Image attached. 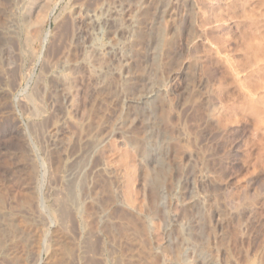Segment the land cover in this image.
<instances>
[{"label": "rangeland", "instance_id": "374dc122", "mask_svg": "<svg viewBox=\"0 0 264 264\" xmlns=\"http://www.w3.org/2000/svg\"><path fill=\"white\" fill-rule=\"evenodd\" d=\"M144 1L0 0V264H264V0Z\"/></svg>", "mask_w": 264, "mask_h": 264}, {"label": "bare ground", "instance_id": "6f19581e", "mask_svg": "<svg viewBox=\"0 0 264 264\" xmlns=\"http://www.w3.org/2000/svg\"><path fill=\"white\" fill-rule=\"evenodd\" d=\"M147 1L148 0H145L144 1V3L142 4V5H140V10H141V13H146L148 10H149V8H150V6H155L156 7V10H161L164 6H166L167 4H166V2H167V0H165V1H163V0H151L150 1V3H148L147 4ZM142 3V2H141ZM169 3V2H168ZM131 4V3H130ZM153 8V7H152ZM151 9V8H150ZM163 10V9H162ZM143 11V12H142ZM161 12V11H160ZM104 15V14H103ZM106 16V15H105ZM142 16H145V15H142ZM111 17V16H110ZM105 18V17H104ZM139 18V17H138ZM146 18V17H145ZM148 18V17H147ZM106 19H107V17H106ZM137 19V18H136ZM136 19H135V21H136ZM141 19V18H140ZM158 19V18H157ZM100 20V19H99ZM111 20H112V18H111ZM139 20V19H138ZM137 20V21H138ZM160 20V19H159ZM113 21V20H112ZM127 21V20H126ZM141 21V20H140ZM146 21H148V20H146ZM145 21V22H146ZM152 21V20H151ZM24 22V21H23ZM142 23H143V21H141ZM150 22V21H149ZM148 22V23H149ZM109 23H110V21H109ZM137 24L138 23H140V22H136ZM91 26H92V28L94 29V28H96L99 24H100V22L95 18V19H92V20H90V23H89ZM128 24V23H127ZM130 24V23H129ZM135 24V23H134ZM136 24V25H137ZM110 25V24H109ZM124 25V24H123ZM135 25V26H136ZM143 25V24H142ZM103 26V25H102ZM129 26H132L131 24L129 25ZM134 26V27H135ZM139 26H141V25H139ZM163 26V25H162ZM124 27V26H123ZM128 27V26H127ZM142 27V26H141ZM125 28V27H124ZM137 28V27H136ZM165 28V27H164ZM117 29V28H116ZM130 29V28H129ZM135 29V28H134ZM133 29V30H134ZM95 30V29H94ZM132 30V29H131ZM86 31V30H85ZM118 31L119 32H121V31H124L123 30V28L122 27H120V29H118ZM126 31V30H125ZM124 31V32H125ZM135 31H137V30H135ZM87 32H88V30H87ZM129 32H130V30L128 31H126V33H128L129 34ZM133 32V31H132ZM110 33V32H109ZM136 33H138V31L136 32ZM135 33V34H136ZM140 33H142V32H140ZM36 34H37V32H36ZM118 34V33H117ZM124 34V33H123ZM122 34V36H124ZM132 34V33H131ZM134 34V33H133ZM177 34V33H176ZM39 35V34H38ZM107 35V34H106ZM109 35V34H108ZM35 36V35H34ZM132 36V35H131ZM131 38V37H130ZM138 38H141V37H138ZM160 38V37H159ZM77 39V38H76ZM127 39H129V38H127ZM137 40V39H136ZM135 39H134V42L136 41ZM140 40H138V42H139ZM140 42H142V41H140ZM130 43L131 42H129L128 44L130 45ZM143 43V42H142ZM167 43V42H166ZM138 44V43H137ZM141 44V43H140ZM10 45V44H9ZM127 45V44H126ZM128 46V45H127ZM134 46H136L135 45V43L133 44V49H134ZM138 46V45H137ZM169 46V45H168ZM130 47V46H129ZM132 47H130V48H132ZM140 47H141V45H140ZM137 48V47H136ZM143 48V47H142ZM24 49V48H23ZM116 49V48H115ZM125 49V48H124ZM123 49V50H124ZM126 49H127V47H126ZM126 49L124 50V52L126 51ZM132 49V50H133ZM118 50V49H117ZM116 50V51H117ZM130 50V49H129ZM98 51L99 52H102V49H100V48H98ZM140 51V50H139ZM144 51V50H143ZM128 52H130V51H128ZM128 52H125V53H122L121 52V54H120V52H118L117 54H116V56H118L119 55V58H120V62H122V63H120V64H123L122 65V68L120 69V67L117 69V70H119L120 69V71L122 72V73H125V72H127L126 74H128V72H130V71H128V69H129V66L131 65V62H132V60H133V56L132 55H130ZM27 53V52H26ZM32 53V52H31ZM136 53V52H135ZM107 54V53H106ZM132 54V53H131ZM134 55H136V54H134ZM136 57V56H135ZM140 57V56H139ZM132 66V65H131ZM138 66V65H137ZM53 67V66H52ZM141 68V67H140ZM53 69V68H52ZM131 69V68H130ZM129 69V70H130ZM143 69V68H142ZM107 70V69H106ZM115 70H116V68H115ZM135 70V69H134ZM144 70V69H143ZM114 71V70H113ZM138 71V70H137ZM116 72V71H115ZM134 72V71H133ZM100 73H103V71L102 70H100ZM117 73V72H116ZM100 75V74H99ZM130 75H132V74H130ZM119 76H120V74H119ZM123 76V75H122ZM121 76V77H122ZM147 77V76H146ZM123 78V77H122ZM138 78V77H137ZM136 78V79H137ZM135 78L134 77H132V76H125V81H124V86H125V93H126V90H128V89H130V85L132 84V82H133V80H134ZM139 81V80H138ZM137 81V82H138ZM145 81V80H144ZM143 81V82H144ZM149 84V83H148ZM166 84V83H165ZM120 85V84H119ZM152 85V84H151ZM155 85V84H154ZM158 85V84H157ZM160 85V84H159ZM165 87V86H164ZM152 88V87H151ZM162 88V87H161ZM168 88V87H167ZM150 90V89H149ZM165 93V92H164ZM130 94V93H129ZM127 96H129V95H127ZM162 97V96H161ZM138 110V109H137ZM156 111V110H155ZM156 116V115H155ZM121 118V117H120ZM122 119V118H121ZM126 119V118H125ZM154 120V119H153ZM112 126V125H111ZM109 131V130H108ZM107 133V132H106ZM111 134V133H110ZM104 136V135H103ZM101 138V137H100ZM156 139V138H155ZM102 140V139H101ZM157 140V139H156ZM89 141V140H88ZM159 161V160H158ZM85 162V161H84ZM70 163V162H69ZM68 163V164H69ZM61 166V165H60ZM97 182V181H96ZM155 185V184H154ZM157 186V185H156ZM163 189V188H162ZM18 192V191H17ZM28 192V191H27ZM26 193V192H25ZM5 195V194H4ZM15 195V194H14ZM28 195V194H27ZM28 198V197H27ZM68 198H70V197H68ZM30 199V198H29ZM70 200H71V198H70ZM64 201V200H63ZM68 201V200H67ZM72 201V200H71ZM74 201V200H73ZM66 202V201H65ZM69 202V201H68ZM70 203V202H69ZM36 204V203H35ZM78 204V203H77ZM62 206H64V205H62ZM79 206V205H78ZM24 207V206H23ZM26 207V206H25ZM32 207V206H31ZM32 209V208H31ZM164 209V208H163ZM60 211V210H59ZM103 215V214H102ZM198 215V214H197ZM62 216V215H61ZM69 217H70V215H69ZM69 225V224H68ZM89 239V238H88ZM120 240V239H119ZM204 240V239H203ZM3 242V241H2ZM205 243V242H204ZM2 245H4V244H2ZM67 245V244H66ZM123 245V244H122ZM96 246V245H95ZM101 246V245H100ZM182 246V245H181ZM10 248V247H9ZM23 248V247H22ZM96 250V249H95ZM76 251V250H75ZM87 251V250H86ZM27 253V252H26ZM92 253V252H91ZM71 254V253H70ZM73 254V253H72ZM65 255V254H64ZM177 255V254H176ZM177 258V257H176ZM56 260H57V258H55ZM22 260V259H21ZM20 260V261H21ZM12 261V260H11ZM16 261V260H15ZM19 261V262H20ZM80 261V260H79ZM52 262H54V261H52ZM56 262H58V261H56ZM91 264H93V263H91Z\"/></svg>", "mask_w": 264, "mask_h": 264}]
</instances>
